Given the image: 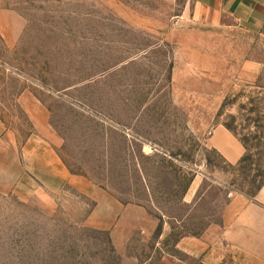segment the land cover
Returning <instances> with one entry per match:
<instances>
[{
    "label": "rangeland",
    "instance_id": "1",
    "mask_svg": "<svg viewBox=\"0 0 264 264\" xmlns=\"http://www.w3.org/2000/svg\"><path fill=\"white\" fill-rule=\"evenodd\" d=\"M1 3L17 11L26 22V33L15 51L6 52L0 42V118L20 144L32 132V125L17 101L27 89L50 105L63 131L70 130L74 120L81 127L93 125L76 120L73 113L77 112L71 105L94 113H116L119 101L125 97L124 89H119L122 80L118 71L111 74L105 85L72 93L74 103L70 92L67 98L56 100L49 98L42 88L62 92L117 66L119 41L126 40L122 38L124 32L144 26L159 31L160 43L168 37L169 42H165L168 45L173 46V41L175 46L189 43L206 49L212 56L222 57V82L190 81L191 110L200 113V122L207 130L223 126L245 149L242 161L232 166L196 136L187 138L178 134L174 143H168L175 148L161 150L165 155L145 156L140 149L127 154L126 159L137 158L143 163L145 175L157 194L154 199L157 208L181 219L187 207L181 204L180 196L194 172L200 171L210 180L225 184L233 194L247 198H252L264 183V32L243 33L230 22L228 28L207 25L193 14L189 0H1ZM165 32L168 35L162 36ZM171 32L175 34L172 36ZM165 53L159 50L157 63L153 65L158 77L168 65L162 57ZM246 60L261 64L262 71L256 75L242 72L240 65ZM159 81L151 87L127 86L126 93L132 100L126 104V112L136 113L141 107L144 89L150 90L148 94L151 90L160 93L163 101L157 102L159 113L166 107L172 111L171 87L165 86V80ZM187 88L176 87L173 91L176 99L186 101ZM121 103L124 105L123 99ZM66 136L73 137L67 133ZM81 147L74 142L61 150L73 173L88 176L96 183L108 182L112 192L123 194L121 198L127 202L145 199L136 167L118 164L125 157L122 153L120 156L118 150L112 149V165L103 166L95 163L102 161L99 159L102 150L82 151ZM172 191L173 197L163 195ZM203 191L206 193L193 212L183 224L174 225V233L163 240V248L178 259L188 261L174 249L182 234L200 235L211 224L230 221L231 217L224 213L230 201L227 192L211 181L204 184ZM93 206L92 200L71 187L50 206L36 198L22 201L0 195V264H144L151 255L160 257L161 248L155 246L163 223L160 214L149 210L151 220L143 224L148 233L141 236L132 229L127 244L118 246L108 234L84 225ZM148 264L160 263L153 260Z\"/></svg>",
    "mask_w": 264,
    "mask_h": 264
},
{
    "label": "crops",
    "instance_id": "2",
    "mask_svg": "<svg viewBox=\"0 0 264 264\" xmlns=\"http://www.w3.org/2000/svg\"><path fill=\"white\" fill-rule=\"evenodd\" d=\"M189 2L196 18L207 25L228 28L227 23L230 22L243 33L253 35L264 32V0ZM25 33L26 22L22 16L12 8L3 6L0 0V42L6 52L15 51ZM168 33L165 32L162 36H167ZM174 34L171 32L172 36ZM159 35L158 30L144 26L126 30L122 37L126 40L119 41L120 58L117 66L107 69L92 80L66 87L62 92L53 93L49 88H42L49 98L56 100L67 98L70 92L73 102L72 93L78 89H91L98 84L105 85L111 74L118 71L122 80L119 89H124L125 97L122 98L124 105L121 103L122 99L119 101L120 107L116 113H94L82 106L71 105L77 112L73 113L76 120H86L87 123L93 124L92 126L81 127L74 120L72 126H69L70 130L63 131L56 120V113L49 104L41 101L29 89L21 92L17 101L32 125V132L20 144L15 133L0 118V195L12 196L22 201L36 198L50 206L56 197L62 196L71 187L94 203L84 220V225L94 231L108 234L118 246L127 244L132 229L141 233V236L148 233L143 224L151 220L149 210L156 211L161 215L163 223L155 246L160 247L162 253L159 258L151 255L144 264L153 260L160 264H192L190 261L198 264H264V184L252 198H247L233 194L225 184L210 180L200 171L194 172L180 196L181 204L187 207V211L179 219L157 208L154 201L157 194L145 175L143 163L137 158L126 159V155L135 149H140L141 154L145 156L163 154L161 150L175 148L168 143H174V137L178 134H182V137L186 135L187 138L196 136L232 166L239 164L245 154L242 143L228 129L215 126L207 130L204 123L200 122V113L191 110L190 81L222 82V57L212 56L206 49L192 47L189 43L181 42V45L175 46L173 41V46L168 45L165 43L169 42L168 37L160 43ZM159 50L166 51L162 57L168 63L160 77L153 67L157 63ZM262 68L261 64L253 60H246L240 65L242 72L247 75L259 74ZM159 80H165V86L171 87L172 111L169 112V109L163 106L166 108L159 113L157 102L163 101V98L160 99V93L155 94L151 90L148 94L150 90L144 89L146 95L142 99L141 107L136 113H127L126 104L132 100L126 93L127 86L151 87L158 85ZM183 86L188 87L186 101L176 99L173 92L176 87ZM106 88L110 90L109 86ZM176 107L177 113L174 112ZM66 133L73 137L66 136ZM74 142L82 146V151L102 150L103 155L99 156L102 161L95 163L103 166L112 165V149L118 150L120 156L122 153L125 157H122L118 164L136 167L144 187L145 199L127 202L121 198L123 194L112 192L108 182L96 183L88 176L73 173L61 150ZM164 158L178 163L171 157ZM207 181L227 192L230 201L224 213L225 216L231 217L230 221L219 225L211 224L200 235L182 234L174 243V249L182 253L188 261L178 259L163 248V240L174 233V225L183 224L193 212L206 193L203 186ZM173 193L166 192L163 195L173 197Z\"/></svg>",
    "mask_w": 264,
    "mask_h": 264
},
{
    "label": "trees",
    "instance_id": "3",
    "mask_svg": "<svg viewBox=\"0 0 264 264\" xmlns=\"http://www.w3.org/2000/svg\"><path fill=\"white\" fill-rule=\"evenodd\" d=\"M263 184H264V183H263ZM260 187H261V186H260ZM260 187H259V188H260ZM259 188H258V189H259ZM254 195H255V194H254ZM254 195H253V196H254Z\"/></svg>",
    "mask_w": 264,
    "mask_h": 264
}]
</instances>
